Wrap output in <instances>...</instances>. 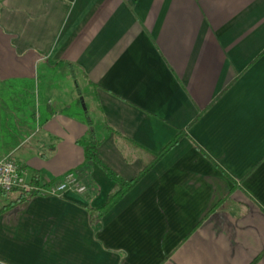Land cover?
Segmentation results:
<instances>
[{"label":"crops","instance_id":"obj_1","mask_svg":"<svg viewBox=\"0 0 264 264\" xmlns=\"http://www.w3.org/2000/svg\"><path fill=\"white\" fill-rule=\"evenodd\" d=\"M91 131L126 180L153 165L117 185ZM7 157L87 191L0 190L2 262L264 264V0H0Z\"/></svg>","mask_w":264,"mask_h":264},{"label":"built area","instance_id":"obj_2","mask_svg":"<svg viewBox=\"0 0 264 264\" xmlns=\"http://www.w3.org/2000/svg\"><path fill=\"white\" fill-rule=\"evenodd\" d=\"M0 190L10 193L19 190L28 195L60 196L68 190L85 193L87 185L77 172L71 171L53 183H36L27 179L26 171L9 157L0 160ZM0 264H8L0 261Z\"/></svg>","mask_w":264,"mask_h":264},{"label":"trees","instance_id":"obj_3","mask_svg":"<svg viewBox=\"0 0 264 264\" xmlns=\"http://www.w3.org/2000/svg\"><path fill=\"white\" fill-rule=\"evenodd\" d=\"M179 136L176 137L163 151L154 154V162L157 161L161 156H163V154L169 149V147L173 146L174 144H176L179 141ZM83 144L85 146V150H86V157L88 160L93 161L94 163H96L98 166H100L101 168L104 169V171L114 180L116 181L117 185L121 186V187H129L132 186L133 183H135L137 181V179L139 177H141L142 174H144V172L146 170H148V168H150L153 164L150 163V165H148L142 172L141 175L131 181L126 180L125 178H123L121 176V174L115 170L109 163H107V161L100 155L99 151H98V147H99V141L96 139V137L94 136V133L91 131L90 134L88 135V137L83 140ZM37 178V176H36ZM38 179V178H37ZM32 196V195H29Z\"/></svg>","mask_w":264,"mask_h":264},{"label":"rangeland","instance_id":"obj_4","mask_svg":"<svg viewBox=\"0 0 264 264\" xmlns=\"http://www.w3.org/2000/svg\"><path fill=\"white\" fill-rule=\"evenodd\" d=\"M1 197H4L3 195H0Z\"/></svg>","mask_w":264,"mask_h":264}]
</instances>
